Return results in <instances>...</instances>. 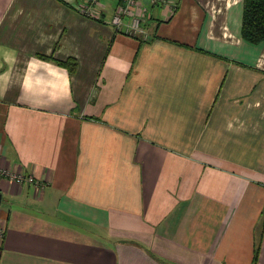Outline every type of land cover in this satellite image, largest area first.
Segmentation results:
<instances>
[{"label": "crops", "instance_id": "crops-1", "mask_svg": "<svg viewBox=\"0 0 264 264\" xmlns=\"http://www.w3.org/2000/svg\"><path fill=\"white\" fill-rule=\"evenodd\" d=\"M141 1L0 0V264H264V41Z\"/></svg>", "mask_w": 264, "mask_h": 264}, {"label": "trees", "instance_id": "trees-1", "mask_svg": "<svg viewBox=\"0 0 264 264\" xmlns=\"http://www.w3.org/2000/svg\"><path fill=\"white\" fill-rule=\"evenodd\" d=\"M241 33L242 37L249 42L260 43L264 41V0H244ZM58 62L66 66L71 73L76 70L77 60L74 57L58 60ZM255 245L252 264H257L260 241H256Z\"/></svg>", "mask_w": 264, "mask_h": 264}, {"label": "built area", "instance_id": "built-area-1", "mask_svg": "<svg viewBox=\"0 0 264 264\" xmlns=\"http://www.w3.org/2000/svg\"><path fill=\"white\" fill-rule=\"evenodd\" d=\"M94 3L98 2V0H91ZM89 6H84L85 9H89ZM145 7L141 0H123L116 12L112 17V23L117 27L121 26L124 22V18L126 16H131V20L127 26L128 31L139 32L143 31L142 27V14L145 11ZM90 11V10H89ZM0 174L8 176L9 178L15 180L18 183L28 182H36L35 177L33 175H25L23 173H15L13 171H8L4 169H0Z\"/></svg>", "mask_w": 264, "mask_h": 264}, {"label": "water", "instance_id": "water-1", "mask_svg": "<svg viewBox=\"0 0 264 264\" xmlns=\"http://www.w3.org/2000/svg\"><path fill=\"white\" fill-rule=\"evenodd\" d=\"M1 199H2V193L0 192V203H1Z\"/></svg>", "mask_w": 264, "mask_h": 264}]
</instances>
